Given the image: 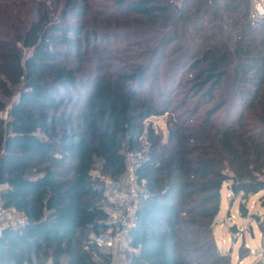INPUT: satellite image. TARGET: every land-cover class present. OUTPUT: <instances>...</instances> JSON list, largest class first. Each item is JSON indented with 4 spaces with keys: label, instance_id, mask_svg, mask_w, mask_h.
<instances>
[{
    "label": "trees",
    "instance_id": "16d2710c",
    "mask_svg": "<svg viewBox=\"0 0 264 264\" xmlns=\"http://www.w3.org/2000/svg\"><path fill=\"white\" fill-rule=\"evenodd\" d=\"M251 13V0H64L53 17L9 18L0 197L24 223L6 228L0 264L109 263L94 254L110 227L91 173L99 162L119 180L129 152L145 155L129 262L233 264L214 233L223 187L264 192V19ZM165 115L166 136L148 123Z\"/></svg>",
    "mask_w": 264,
    "mask_h": 264
},
{
    "label": "rangeland",
    "instance_id": "374dc122",
    "mask_svg": "<svg viewBox=\"0 0 264 264\" xmlns=\"http://www.w3.org/2000/svg\"><path fill=\"white\" fill-rule=\"evenodd\" d=\"M100 3L101 0H95ZM44 6L52 17L55 11H60L64 5V0H0V31L4 30V25L10 18L13 21L14 14L20 13V16L25 17L26 13L33 10V6ZM126 50V49H125ZM124 50V51H125ZM120 51V53H119ZM122 49L113 50L114 56H120L125 59V54H121ZM152 77H150V80ZM168 115L162 117L151 118L148 123H151L158 132L167 135ZM92 178H97L101 182L106 179L101 174V165L98 162L94 171L91 173ZM223 208L217 218L214 228L216 239L219 246L226 251L233 249L238 252L239 249H244V255L238 260V264H263L264 263V192H261L246 202L242 195L234 196L232 185L230 183L223 187ZM245 205L246 213L241 212L240 206ZM255 216L259 217L256 220Z\"/></svg>",
    "mask_w": 264,
    "mask_h": 264
},
{
    "label": "built area",
    "instance_id": "2783aa9c",
    "mask_svg": "<svg viewBox=\"0 0 264 264\" xmlns=\"http://www.w3.org/2000/svg\"><path fill=\"white\" fill-rule=\"evenodd\" d=\"M253 20L264 19V0H251ZM9 109L0 112V118L7 120ZM143 152L126 154V173L119 180L106 179L102 182L105 196L104 211L108 215L109 230L94 237V254H102L110 258L109 263L131 264L129 254L135 252L131 248V232L136 227V208L140 197V186L137 182V171L144 161ZM24 223L23 217L5 207L0 197V239L7 227ZM264 264V263H263Z\"/></svg>",
    "mask_w": 264,
    "mask_h": 264
},
{
    "label": "crops",
    "instance_id": "0c3cea01",
    "mask_svg": "<svg viewBox=\"0 0 264 264\" xmlns=\"http://www.w3.org/2000/svg\"><path fill=\"white\" fill-rule=\"evenodd\" d=\"M222 195H223V191H222ZM262 195H264V194H262ZM222 202H223V200H222ZM222 209H224L223 208V203H222ZM221 213H222V211H221ZM216 229V228H215ZM214 233H215V230H214ZM215 237H216V234H215ZM216 241H217V239H216ZM217 245H218V247H219V249L223 252V253H225V254H227L226 253V251H224V249L222 248V247H220L219 246V242L217 241ZM229 252H230V255H231V257H232V262H233V264H238V260L241 258V256H240V249H239V251L238 252H234V248L233 249H227Z\"/></svg>",
    "mask_w": 264,
    "mask_h": 264
},
{
    "label": "water",
    "instance_id": "95a60500",
    "mask_svg": "<svg viewBox=\"0 0 264 264\" xmlns=\"http://www.w3.org/2000/svg\"><path fill=\"white\" fill-rule=\"evenodd\" d=\"M213 1H214V0H213ZM234 189H235V188H234V187H232V191H233V192H234Z\"/></svg>",
    "mask_w": 264,
    "mask_h": 264
}]
</instances>
